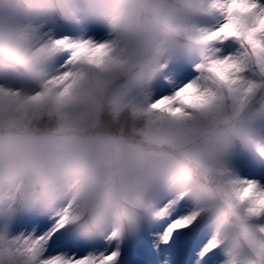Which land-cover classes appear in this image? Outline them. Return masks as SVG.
Wrapping results in <instances>:
<instances>
[{"label": "clouds", "instance_id": "9594fccd", "mask_svg": "<svg viewBox=\"0 0 264 264\" xmlns=\"http://www.w3.org/2000/svg\"><path fill=\"white\" fill-rule=\"evenodd\" d=\"M200 3L0 0V85L10 90L0 92V232L22 211L68 206L78 232L132 233L158 193L177 189L238 239L242 264H262L232 211L227 172L264 140V88L242 110L226 100L183 121L151 109L162 71L195 46ZM60 26L106 32L104 63L57 65L41 37Z\"/></svg>", "mask_w": 264, "mask_h": 264}, {"label": "snow or ice", "instance_id": "6c2138e0", "mask_svg": "<svg viewBox=\"0 0 264 264\" xmlns=\"http://www.w3.org/2000/svg\"><path fill=\"white\" fill-rule=\"evenodd\" d=\"M195 46L162 71L151 109L175 121L194 118L232 100L241 110L264 88V0H201ZM55 63L84 55L103 64L109 54L98 29L60 26L46 31ZM70 73L47 83H63ZM70 88L66 86L64 91ZM10 91L0 85V92ZM231 208L245 224L243 238L264 264V140L241 151L228 168ZM70 207L34 208L15 215L6 240L8 264H242L238 239L223 233L210 210L177 189L157 194L132 233L112 228L84 234L68 226Z\"/></svg>", "mask_w": 264, "mask_h": 264}, {"label": "rangeland", "instance_id": "374dc122", "mask_svg": "<svg viewBox=\"0 0 264 264\" xmlns=\"http://www.w3.org/2000/svg\"><path fill=\"white\" fill-rule=\"evenodd\" d=\"M100 31H102V30H100ZM103 33H104V35H107V33L106 32H104V31H102Z\"/></svg>", "mask_w": 264, "mask_h": 264}]
</instances>
